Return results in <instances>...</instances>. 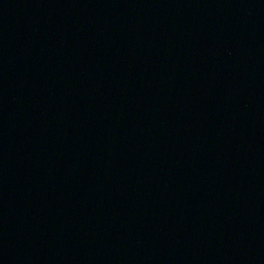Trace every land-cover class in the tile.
<instances>
[{"label": "water", "instance_id": "1", "mask_svg": "<svg viewBox=\"0 0 264 264\" xmlns=\"http://www.w3.org/2000/svg\"><path fill=\"white\" fill-rule=\"evenodd\" d=\"M0 264H264V0H0Z\"/></svg>", "mask_w": 264, "mask_h": 264}]
</instances>
